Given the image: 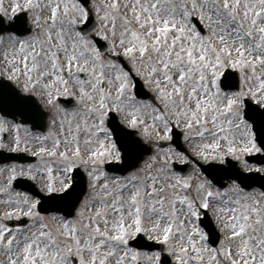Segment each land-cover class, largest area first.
Returning <instances> with one entry per match:
<instances>
[{
    "label": "snow or ice",
    "instance_id": "obj_1",
    "mask_svg": "<svg viewBox=\"0 0 264 264\" xmlns=\"http://www.w3.org/2000/svg\"><path fill=\"white\" fill-rule=\"evenodd\" d=\"M5 3L0 81L38 97L50 126L21 137V124L0 119V150L37 158L0 165V264H264V184H245L230 164L214 170L228 171L220 184L201 166L230 157L264 174L245 159L264 154V0ZM21 12L28 28L2 26ZM138 82L152 99H138ZM0 91L29 103L8 84ZM113 113L153 148L126 176L103 168L124 151ZM80 168L88 193L73 199ZM20 179L51 207L18 190ZM141 235L150 243L134 244Z\"/></svg>",
    "mask_w": 264,
    "mask_h": 264
},
{
    "label": "water",
    "instance_id": "obj_2",
    "mask_svg": "<svg viewBox=\"0 0 264 264\" xmlns=\"http://www.w3.org/2000/svg\"><path fill=\"white\" fill-rule=\"evenodd\" d=\"M139 89L140 88L138 87V91H140ZM145 95H147V94H145ZM120 137H121V135H119V138ZM174 141H175L176 144H178L180 146V144H179V135L178 134H176L174 136ZM123 147H124V161L125 162L123 163V166H122L123 170L122 171H125L126 169L130 168L132 165H135L139 161V159L141 158V154L143 152H145V151L139 153V148L135 144H131L129 146V145L124 143ZM180 148H181V146H180ZM232 165H234V164H232ZM205 169H208L209 174L211 176H214L219 183L223 179V176H220L219 172L214 171L215 169H218V168H216V167H207ZM184 171H187V169L184 168ZM240 176L242 177L243 175L240 174ZM243 182H244V180H243ZM245 184H246V182H245ZM77 186H79V185L78 184L76 185V189L75 190H77ZM60 207H62V206H60ZM135 243L147 245L150 242H146L145 239L142 236H140L138 238V241L134 242V244Z\"/></svg>",
    "mask_w": 264,
    "mask_h": 264
},
{
    "label": "flooded vegetation",
    "instance_id": "obj_3",
    "mask_svg": "<svg viewBox=\"0 0 264 264\" xmlns=\"http://www.w3.org/2000/svg\"><path fill=\"white\" fill-rule=\"evenodd\" d=\"M16 87V86H15ZM18 89V88H17ZM19 91H20V89H18ZM21 92V91H20ZM21 93H23V92H21ZM36 97V96H35ZM37 98V100H38V102H40V104L43 106V107H45V105L43 104V102L38 98V97H36ZM46 108V107H45ZM48 110V109H47ZM0 119H4V120H8V121H11V122H14V123H17V124H19V122H17V121H14V120H12L9 116H4V115H2L1 113H0ZM24 129H25V127L24 126H22L21 127V131H20V135H21V137H23L24 135H25V132H24ZM8 139H9V134L8 133H2V134H0V140H2V141H4V142H8ZM6 151V150H5ZM13 163H15V162H13ZM7 164H11V162L10 163H7ZM17 164H20V163H17ZM0 165H2V164H0ZM23 165H27V164H23ZM37 185V187H38V189L40 190V186L38 185V184H36ZM41 191V190H40ZM42 192V191H41ZM43 193V192H42Z\"/></svg>",
    "mask_w": 264,
    "mask_h": 264
},
{
    "label": "rangeland",
    "instance_id": "obj_4",
    "mask_svg": "<svg viewBox=\"0 0 264 264\" xmlns=\"http://www.w3.org/2000/svg\"><path fill=\"white\" fill-rule=\"evenodd\" d=\"M138 135H139V134H138ZM186 146H187V151L189 152V154H191V153H190V149H189V147H188L187 144H186ZM147 159H148V158H147ZM147 159H146V160H147ZM144 161H145V160H144ZM142 164H143V162H142ZM142 164H141V165H142ZM239 165H240V164H239ZM240 167H241V165H240Z\"/></svg>",
    "mask_w": 264,
    "mask_h": 264
}]
</instances>
